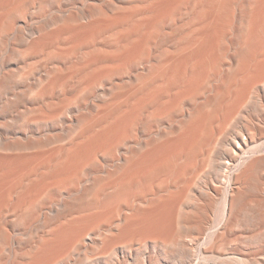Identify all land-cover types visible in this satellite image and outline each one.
<instances>
[{
    "label": "bare ground",
    "instance_id": "6f19581e",
    "mask_svg": "<svg viewBox=\"0 0 264 264\" xmlns=\"http://www.w3.org/2000/svg\"><path fill=\"white\" fill-rule=\"evenodd\" d=\"M0 264H264V0H0Z\"/></svg>",
    "mask_w": 264,
    "mask_h": 264
}]
</instances>
